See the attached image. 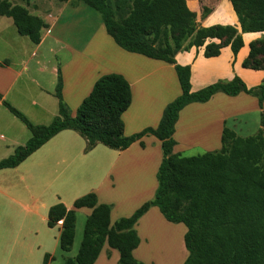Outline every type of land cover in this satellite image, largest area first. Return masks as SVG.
I'll use <instances>...</instances> for the list:
<instances>
[{"label":"crops","instance_id":"crops-1","mask_svg":"<svg viewBox=\"0 0 264 264\" xmlns=\"http://www.w3.org/2000/svg\"><path fill=\"white\" fill-rule=\"evenodd\" d=\"M185 2L195 18L180 41V48L175 47L169 29H161L157 36L142 35L141 38L151 44L156 37V49H166L168 45L170 57L176 64L190 67V91L195 93L218 82H229L234 77L240 78L247 88L262 84L264 70L246 69L242 64L249 56L250 45L263 40L264 33L242 34L243 47L235 57L229 46L223 47L215 57H205L206 45L219 44L217 40H208L203 47L183 51L199 28L232 26L240 33L229 0H224L225 12H200L187 0ZM118 3L127 8V17L130 9L126 7V0H118ZM17 5L47 25L40 44L33 45L28 38L18 35L11 19L0 17V96L18 110H21L19 106H28L50 117L47 119L55 118L58 105L51 110L49 104L52 102H48L55 97L60 72L61 99L74 117L95 82L105 75L117 74L128 82L131 92V104L121 116L123 136L129 137L146 128L156 129L164 109L181 95L173 65L121 50L106 34L101 18L87 38L79 42L76 34L88 27V20L93 18L85 5L72 3V0L44 5L39 10L34 8L33 0ZM67 33L71 35L70 40L66 39ZM261 113L264 114V102L260 108L255 98L243 93L236 97L218 93L205 104L188 105L179 113L174 127L176 146L173 153L181 155L193 149L204 153L219 151L224 128L240 138L253 136L260 127ZM10 119L16 118L0 103V149L14 153L21 147L17 138L7 139L1 135L11 124ZM201 129L204 131L202 141L192 142L189 133L194 130L200 133ZM243 132L248 135H242ZM141 142L143 148L139 142L124 151L97 144L87 151V143L79 134L65 130L16 168L1 170L0 264H42L45 255L54 258L49 264H63L67 258L77 255L84 225L92 210H75L73 245L70 252L64 253L59 248L61 222L54 228L47 225L49 209L55 205L62 204L67 210H73L77 199L94 194L98 204L112 206L109 221L113 226L151 201L157 189L161 144L152 136L144 137ZM135 230L139 246L132 256L143 264H155L148 251L160 234L171 241L177 237L184 247L185 226L167 222L155 207L139 219ZM175 248L178 260L179 248ZM119 258L116 250L104 244L94 264H118Z\"/></svg>","mask_w":264,"mask_h":264},{"label":"trees","instance_id":"trees-1","mask_svg":"<svg viewBox=\"0 0 264 264\" xmlns=\"http://www.w3.org/2000/svg\"><path fill=\"white\" fill-rule=\"evenodd\" d=\"M27 1V0H23ZM64 2L66 0H58ZM97 12L106 34L121 50L174 66L181 95L163 111L156 129L146 128L138 134L123 136L122 114L131 104L128 82L120 75L109 74L99 78L78 107L74 117L61 99V76L58 72L55 98L58 116L48 126H34L19 111L1 100V105L19 120L31 133L27 143L15 149L13 155L0 161V171L14 169L62 131H74L87 143L86 150L101 144L111 150L124 151L146 136L161 144L162 160L156 174L157 189L154 198L143 204L129 218L119 219L110 226L111 205L98 204L94 194L77 199L73 210L62 204L49 209V228L61 222L59 248L71 251L75 236V210L91 209L86 219L83 238L74 258L63 264H94L104 244L116 250L118 264H143L132 253L139 246L135 225L151 208H157L163 218L186 228L183 243L188 256L183 264H264V114L258 131L250 137L240 138L224 128L219 151L195 157L173 153L176 142L174 127L179 113L188 105L205 104L215 94L228 97L245 94L255 98L261 108L264 102V81L247 88L240 78L218 82L198 92L190 91V67L180 66L170 57V48L156 49L154 43L145 42L142 35H158L169 29L175 47L180 48L195 14L185 0H133L130 14L122 21L114 18L106 0H78ZM198 11H214L223 0H187ZM240 26V33L232 26L199 28L183 51L205 47V57H215L223 47L229 46L234 57L243 47L242 34L264 33V0H229ZM0 17L11 19L18 35L33 45L41 42L47 25L42 19L29 14L8 0H0ZM264 54V39L250 45L249 56L243 68L264 70L255 59ZM54 261L45 255L42 264Z\"/></svg>","mask_w":264,"mask_h":264},{"label":"rangeland","instance_id":"rangeland-1","mask_svg":"<svg viewBox=\"0 0 264 264\" xmlns=\"http://www.w3.org/2000/svg\"><path fill=\"white\" fill-rule=\"evenodd\" d=\"M8 1L10 3H12L13 5L28 2V0L27 1H23V0H11L10 1V0H8ZM66 1H68V0H66ZM66 1H64V2H66ZM33 2H34V4H36V5H34L35 6L34 8H36L38 10L40 7H43L44 5L50 6L51 4L56 5V4L61 3L58 0H33ZM106 2L109 5V7L111 8L113 15H114V18L117 21L122 20L126 17V15L128 13L127 8L126 9L122 8L121 5H119L118 0H106ZM126 2H127L126 7L128 6V10H129L130 4L133 2V0H126ZM72 3L78 4L80 2L78 0H72ZM37 4L39 7L37 6ZM123 6L125 7V5H123ZM194 8L198 9L197 6H194ZM86 10H88V12H91V14H93V18L91 20H88V23H87L88 27L87 26L84 27L83 31H81L78 34L75 33L76 38L79 40V42L81 40L87 38L91 28L92 27L95 28L99 22V18H101L100 15L97 12H95L94 10H92L90 8L86 9ZM216 10H220L222 12H225L226 5H225L224 0L222 2H220L218 7L216 8ZM72 37L74 38L73 35H72ZM66 39L67 40L71 39L70 33H67ZM255 59L259 62V64H261V65L264 64V54H259ZM50 102H52V105L49 104V109L53 110L54 105H56V109H57L58 100L55 99L54 96L52 99H49L48 103H50ZM12 107L15 108L14 106H12ZM19 108L21 110H18L17 108H15V109L17 111H19L22 115H24L31 123L33 122V123H35V125L38 124V126H48V125H50V123L54 119V118L47 119L50 117L43 116L40 113L38 114L35 111H33L32 108H29L28 106H19ZM44 118H46V119H44ZM10 120H11V124L9 125V127L6 126V128H4V130H2L1 135L7 139H9L10 136L16 137L17 138L16 142H18V145L22 147L30 139V132L19 120H16V119H10ZM251 124H252V122H251ZM242 135H248V134H247V132H243ZM189 136H191L192 142H198L199 140L202 141V139L204 137V131L201 129L200 133H198L197 130H194L193 132L189 133ZM244 137H248V136H244ZM9 145L10 144H8V146ZM0 146H2V143H0ZM6 151L4 149H0V161L3 159H6L7 157H9L13 154L12 150H10V152H6ZM203 153L204 152L200 151L199 149H193V150H189V151H183L181 156L188 158V157H195V156L201 155ZM175 246H177L179 248V255H180L179 262H177L176 264H182L185 260L184 251H186V250L184 249V247H181V244H180L177 237L175 240L171 241L169 239H166L165 234H160L158 236L157 242L153 246H151L150 250L148 251V255L152 258V260H154L155 264H172V263H175L174 257H173L175 254V250H176Z\"/></svg>","mask_w":264,"mask_h":264},{"label":"bare ground","instance_id":"bare-ground-1","mask_svg":"<svg viewBox=\"0 0 264 264\" xmlns=\"http://www.w3.org/2000/svg\"><path fill=\"white\" fill-rule=\"evenodd\" d=\"M173 257H174V262H175V263H172V264H176L177 262H179V259L176 260V258H178V257H176L175 255H174Z\"/></svg>","mask_w":264,"mask_h":264}]
</instances>
